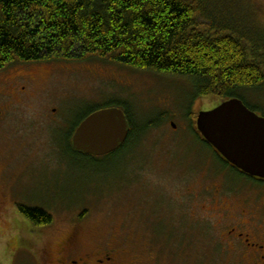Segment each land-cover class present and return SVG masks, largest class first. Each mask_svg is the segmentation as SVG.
<instances>
[{"label":"rangeland","instance_id":"1","mask_svg":"<svg viewBox=\"0 0 264 264\" xmlns=\"http://www.w3.org/2000/svg\"><path fill=\"white\" fill-rule=\"evenodd\" d=\"M241 3V13L246 9L264 28V0ZM27 68L35 80L26 103L15 106L9 98L13 105L0 129L8 207L0 215V264H47L41 253L48 251L54 260L59 245L73 234L84 250L113 241L131 264H232L218 232L207 233L217 222L203 225L190 218L180 200L188 195L187 185L194 194L207 195L214 183L210 174L220 170L213 147L197 135L195 120L221 99L193 98L195 90L186 77L94 57L16 62L0 77L12 78ZM44 68L49 73L40 71ZM245 97L264 115V86L246 91ZM105 104L124 108L144 131L113 155L76 153L69 141L73 125ZM163 115L165 122L145 129ZM223 179L227 187L250 182L231 168ZM17 203L46 209L53 222L36 228L12 212Z\"/></svg>","mask_w":264,"mask_h":264},{"label":"trees","instance_id":"2","mask_svg":"<svg viewBox=\"0 0 264 264\" xmlns=\"http://www.w3.org/2000/svg\"><path fill=\"white\" fill-rule=\"evenodd\" d=\"M241 5V0H0V70L16 62L94 57L186 77L193 98L237 97L253 108L245 93L264 86V28L245 8L250 18L241 13ZM111 106L119 105H96L73 125L69 141L76 153L84 154L71 144L75 128L92 112ZM126 112L130 134L112 155L144 131ZM166 117L149 121L145 129ZM20 210L35 226L54 219L44 208L21 205Z\"/></svg>","mask_w":264,"mask_h":264},{"label":"flooded vegetation","instance_id":"3","mask_svg":"<svg viewBox=\"0 0 264 264\" xmlns=\"http://www.w3.org/2000/svg\"><path fill=\"white\" fill-rule=\"evenodd\" d=\"M5 69L0 70V72ZM29 70L27 68L12 78L0 77V129L3 127L7 110L13 105L12 103L8 104V99H12L10 101L16 103L15 106H23L26 103V98L35 80L34 75L27 72ZM40 71L44 74L49 73V69L46 68L40 69ZM251 109L255 111L254 107ZM196 133L206 143L202 134L199 131ZM213 150L220 162V172L210 174L214 183L207 188V190L209 188L211 190L207 191L209 193L205 196H202L199 191L194 194V188L190 185L186 186L188 199H185V194L180 197V200L186 203L184 212L190 215L192 219L201 220L199 222L203 225L212 224V219L217 222V227L211 228L210 226L208 229L206 226L205 228L209 234L218 232L221 236L219 240L222 250L232 264H264V178L246 173L226 160L214 147ZM230 168L247 178L250 181L249 184H234L231 187L224 185V172ZM3 173L4 169L0 168V215L8 209L6 190L3 188L5 187ZM13 189L12 186L10 189L11 197ZM21 205L27 206L22 203L12 205V212H16L24 220L32 222L21 212ZM45 226L47 225L36 226V228L41 229ZM119 251L113 241L106 242L103 247L97 250L81 249L73 234L67 236L59 245L54 260L50 259L46 250L41 253V256L43 255L47 264H131L121 258ZM43 264L45 263L43 262Z\"/></svg>","mask_w":264,"mask_h":264},{"label":"water","instance_id":"4","mask_svg":"<svg viewBox=\"0 0 264 264\" xmlns=\"http://www.w3.org/2000/svg\"><path fill=\"white\" fill-rule=\"evenodd\" d=\"M196 123L204 139L226 160L246 173L264 178V116L234 97L201 111ZM130 130L123 108H101L80 122L72 144L84 154L104 156L118 150L128 139Z\"/></svg>","mask_w":264,"mask_h":264}]
</instances>
